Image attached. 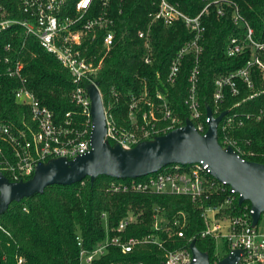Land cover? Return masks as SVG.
I'll return each instance as SVG.
<instances>
[{
	"label": "trees",
	"instance_id": "trees-1",
	"mask_svg": "<svg viewBox=\"0 0 264 264\" xmlns=\"http://www.w3.org/2000/svg\"><path fill=\"white\" fill-rule=\"evenodd\" d=\"M189 16L198 15L204 7L208 13L202 16L205 25L201 41L203 51L198 63L199 80L197 97L202 111V120L208 109L215 115L229 110L218 128V140L222 142V125L229 116L236 115L233 127L228 133L236 138L247 151L255 155L247 158L264 163V117L256 119L264 108V78L258 65L253 66L251 76L253 87L237 79L239 93L234 94L230 87L215 112L214 94L217 90V77L227 75L243 67L252 57L253 47L248 44L242 53L230 56L228 46L232 38L240 40L247 37V27L236 23L233 13L237 7L242 16L253 28L252 38L264 43V0H169ZM9 16L23 20L27 17L21 0H0ZM160 0H110L109 14L112 16L115 42L105 55L103 31L96 32L93 40L86 39L87 53L103 65L96 74V81L104 97L105 106L110 108L114 119L120 126H129L128 109L131 96H141L147 90L151 96L162 93L169 101L174 113L185 123L190 117L186 104L189 92V75L195 67V54L187 53L174 83L167 81L171 61L178 51L193 39V33L182 20L166 27L161 21L153 22L150 28L152 58L145 63L146 49L138 36L146 29ZM223 4L224 14H218V5ZM102 11L101 0H95L87 17ZM92 36V35H91ZM7 43L13 45L11 55L25 63L24 74L27 86L39 100L54 112L58 123H64L71 112L75 127L82 129L88 116L82 107L72 100L74 87L71 74L61 65L52 53L45 50L39 41L25 33L21 25L0 34V54ZM264 63V49L256 51ZM0 120L21 124L30 118L27 105L15 100L13 88L18 81L13 77H0ZM249 116V117H248ZM240 122H242L240 124ZM5 157L12 159L11 148L0 139ZM5 159V158H4ZM0 159V170L6 175ZM143 177L120 179L99 175L92 183L90 177L71 185L53 184L44 191L21 200L12 201L9 207L0 212V264H81V250L91 251L106 237L104 217L110 228H115L129 211L139 215V221L130 224L121 234L125 237L143 236L154 233L153 213L155 206L165 209L172 217L177 211L184 210L190 217L188 236L198 235L203 229L200 211L188 196L175 194H149L135 191L115 192L113 182L133 181ZM245 204H250L246 201ZM81 241V245H79ZM198 247L209 254L213 260L215 243L210 239L196 237ZM171 246V243L168 244ZM20 259L22 260L20 262ZM137 262L144 264H163L164 250L157 245L138 246L134 251L123 253L117 246H110L107 252L95 259L93 264L111 262Z\"/></svg>",
	"mask_w": 264,
	"mask_h": 264
},
{
	"label": "built area",
	"instance_id": "built-area-1",
	"mask_svg": "<svg viewBox=\"0 0 264 264\" xmlns=\"http://www.w3.org/2000/svg\"><path fill=\"white\" fill-rule=\"evenodd\" d=\"M94 1L21 0L27 14L23 20L10 17L6 7L0 2V34L13 28L14 25H21L26 34L34 36L45 50L55 55L71 74L74 84L71 92L72 100L79 104L83 113L88 116V122L82 129L73 125L71 112L66 114L68 118L64 123H58L52 109L43 104L27 86V78L24 74L25 63L22 59L11 55L13 45L7 43L3 48L5 53L0 54V77L7 75L17 79L18 85L13 88L15 100L30 109V118L23 120L20 125L0 120V139L11 148L10 160L5 157L4 148L0 145V159L5 158L1 163L8 172L7 177L10 181H26L32 178L40 162L46 163L57 158L73 159L91 150L90 137L94 124L91 116L90 85H96L101 94L107 127L105 141L112 146L119 145L124 149H132L143 141L154 140L160 135L184 126L187 122L183 123L174 113L168 99L162 93L158 92L151 96L145 90L141 96H131L128 109L129 126L118 125L110 108L105 106L103 93L95 79L103 65L104 56L115 42L114 21L109 14L110 0H101L102 11L87 17ZM226 1L230 4V1ZM210 4L208 3L198 15L192 17L169 0H160L158 10L151 14L152 19L147 28L138 32L146 49L144 61L147 64L153 61L150 36L153 22L161 21L169 27L176 21L182 20L193 33V39L187 42L171 61L167 81L171 83L176 81L183 57L189 52L194 53L196 65L188 78L190 87L185 101L190 110V117L187 120L192 121L201 134L207 132L212 120L208 114L205 122L201 119L202 111L197 97L198 63L203 51L201 41L206 29L202 16L208 13ZM217 8L218 14L223 15V4L220 3ZM233 18L236 23L247 27V37L242 40L237 37L232 38L228 46V54L238 55L248 44L253 47V53L243 67L216 78L215 112L218 111L226 87H230L234 94L239 93L237 79L245 82L250 88L253 87L251 76L253 66L258 65L261 68L264 78V63L256 52L264 49V43L256 42L252 38L253 28L237 7ZM98 31L104 32L105 55L96 61L95 57L87 53L88 49L83 44L87 38L93 40ZM212 112L215 117L218 116L213 110ZM262 117H264V108L260 109L256 119ZM236 119V115L229 116L223 123L222 142H219L223 148L232 147L244 160H251L247 157L255 155L254 151L245 150L242 144L228 133ZM141 177L143 178L133 181L113 182L112 189L115 192L135 191L188 196L197 205L200 217L203 219L204 227L198 234L199 237L210 239L215 243L211 264H218L226 258L231 259L228 264H264V231L259 230L258 227L260 218L257 223L254 222V209L251 203L240 202L242 194L231 184L213 176L209 164L203 161L193 164L173 163L155 173ZM139 215L129 211L115 228H110L107 224L106 237L91 251L81 250V264H93V261L104 255L110 246H117L123 253H129L138 246L148 244L157 245L164 250L163 264H195L197 257L192 243L195 242L197 248L201 249L196 241L198 235L190 237L187 234L191 224L190 217L184 210H179L169 217L164 208L155 206L152 225L155 232L124 238L121 233L130 224L137 223ZM169 243L171 246H168ZM222 253H224L223 257H221ZM109 264L144 263L114 261Z\"/></svg>",
	"mask_w": 264,
	"mask_h": 264
},
{
	"label": "water",
	"instance_id": "water-1",
	"mask_svg": "<svg viewBox=\"0 0 264 264\" xmlns=\"http://www.w3.org/2000/svg\"><path fill=\"white\" fill-rule=\"evenodd\" d=\"M92 101L91 116L94 127L90 141L91 150L73 159L57 158L40 162L35 174L28 180L10 181L0 171V212L10 203L31 196L53 184L71 185L90 177L93 183L99 175L115 178H137L155 173L173 164H193L203 161L209 164L211 174L235 187L242 196L240 202L250 201L254 209V222L264 213V163L244 160L232 148H223L218 140V125L227 111L212 117L209 128L201 134L195 124L187 120L182 127L175 128L154 140L143 141L132 149L112 146L105 141L107 133L104 104L96 85L89 86ZM197 257L195 264H211L209 254L192 243ZM230 258L218 264H228Z\"/></svg>",
	"mask_w": 264,
	"mask_h": 264
},
{
	"label": "rangeland",
	"instance_id": "rangeland-1",
	"mask_svg": "<svg viewBox=\"0 0 264 264\" xmlns=\"http://www.w3.org/2000/svg\"><path fill=\"white\" fill-rule=\"evenodd\" d=\"M108 224L107 218L104 217V226L106 227ZM259 230L264 231V213L260 216L259 224H258ZM224 256V253L221 254V257Z\"/></svg>",
	"mask_w": 264,
	"mask_h": 264
}]
</instances>
